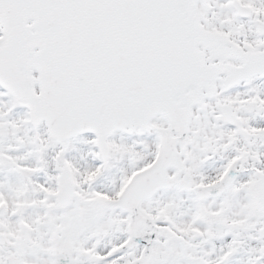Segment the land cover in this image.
Masks as SVG:
<instances>
[{"label":"snow or ice","instance_id":"obj_1","mask_svg":"<svg viewBox=\"0 0 264 264\" xmlns=\"http://www.w3.org/2000/svg\"><path fill=\"white\" fill-rule=\"evenodd\" d=\"M0 264H264V0H0Z\"/></svg>","mask_w":264,"mask_h":264}]
</instances>
